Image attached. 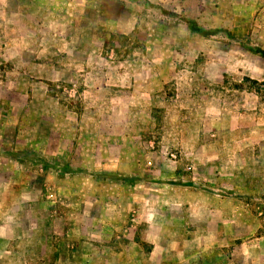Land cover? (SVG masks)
I'll return each mask as SVG.
<instances>
[{
	"label": "rangeland",
	"instance_id": "rangeland-1",
	"mask_svg": "<svg viewBox=\"0 0 264 264\" xmlns=\"http://www.w3.org/2000/svg\"><path fill=\"white\" fill-rule=\"evenodd\" d=\"M23 63L42 116L17 132L70 134L68 114L102 108L79 84H135L101 122L140 136L118 171L40 160L30 140L0 160V264H264V173L229 162L264 144V0H0V84ZM195 134L218 151L207 167Z\"/></svg>",
	"mask_w": 264,
	"mask_h": 264
},
{
	"label": "crops",
	"instance_id": "crops-1",
	"mask_svg": "<svg viewBox=\"0 0 264 264\" xmlns=\"http://www.w3.org/2000/svg\"><path fill=\"white\" fill-rule=\"evenodd\" d=\"M19 25L21 24L19 23ZM25 69L26 67L23 63V67L18 66L16 69L18 76L15 78V81L12 82L7 78V80L5 79V81L0 84V127L2 124V129H4V131L0 130V160H4L5 162L11 161L9 157L11 153L25 149V147H27V142L30 140L34 146L33 149L35 151L33 152L38 155L40 160L45 158L47 161H56L59 159L58 155L61 154V160L68 164L69 169L88 170V172H90V170L96 172L99 169H116L115 171H118L121 165L120 163L123 162V154H127L129 151H137L136 143L140 136V132L135 126H132V128H125L124 126L119 131H115V125L109 124L107 126L101 122V115H104V113L110 114V116L115 115V107L112 108L113 103H116L117 97L122 94L126 86L134 87L135 84H79L85 87L86 93H88V91L91 92L93 103L101 105L102 108H98L97 111H94L93 116L88 113L68 114L71 115L75 121V125L72 126V133L70 134L60 131L58 126L57 129L53 128L45 139V134L42 133L38 127L40 121H35L31 124V128L28 132H17L16 127L18 121L22 119L23 116L25 117V115L31 113L28 107L24 108L28 103L30 92H33L32 95H42L43 89L42 84H35V86L34 84H28ZM16 109H19V111H16ZM32 114L36 115L38 118L42 116V112H39L36 108H34V111L30 115ZM56 124L58 125V123ZM181 132L184 133L182 136L185 138H189V134H192L191 129L184 127ZM195 135L196 146L193 147L192 152L187 151L192 157V160H190L192 167L200 168L203 166L202 164L205 165L204 167H207L206 164L214 163L219 158L218 151L213 148L207 151L204 150L200 144V135ZM16 139H20L19 146L13 143ZM41 143H45L46 146H49V143H51L52 146L44 149ZM126 143L131 145V149H129V147L128 149L124 148V144ZM235 149L236 150L232 152V159L229 160V162L231 161V163H234V165H232L233 168L247 166V164L253 162L255 167L262 170V173H264V144H259L257 146H236ZM241 153H243V155ZM240 160L242 162L238 163ZM130 161L136 160L130 156ZM43 163L48 162L43 161L41 164ZM258 178V185H263L264 180H260L261 175L258 176ZM231 184H237L235 179L231 180ZM241 184L253 185L257 184V182L245 181ZM194 200L197 202L194 204L195 209H198L194 210L197 215L201 209V205H199L198 202L201 203L202 199H198L197 195H195ZM212 213L216 216L219 215L222 217V215H225L228 218L230 217V212L228 211L224 214L222 211L212 210ZM230 222V219L226 220V223ZM231 225H234L233 222ZM197 226L195 231L203 227L202 225ZM214 260L215 258H210L207 264H212L211 262H214ZM196 261L197 262H192L190 264H203L202 259H197ZM231 263H234V259L231 260ZM157 264L163 263L159 262Z\"/></svg>",
	"mask_w": 264,
	"mask_h": 264
}]
</instances>
